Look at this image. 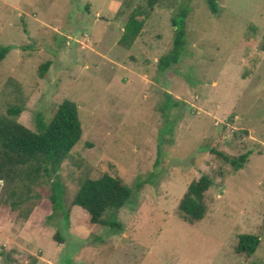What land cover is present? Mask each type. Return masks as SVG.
I'll return each instance as SVG.
<instances>
[{
	"label": "rangeland",
	"instance_id": "obj_1",
	"mask_svg": "<svg viewBox=\"0 0 264 264\" xmlns=\"http://www.w3.org/2000/svg\"><path fill=\"white\" fill-rule=\"evenodd\" d=\"M141 4L0 0V47H12L0 62V112L22 106L18 121L36 131L68 100L83 130L59 171L69 224L50 181L33 187L38 198L22 211L4 203L0 181V264H264V0H220L217 15L205 0H159L126 48L125 25ZM185 8L184 53L161 73L172 19ZM167 95L178 106L166 110ZM249 151L238 171L218 154ZM105 174L133 191L120 230L92 225L72 204L84 180ZM203 175L213 180L207 213L190 224L179 203ZM243 234L261 239L253 256L236 251Z\"/></svg>",
	"mask_w": 264,
	"mask_h": 264
},
{
	"label": "trees",
	"instance_id": "obj_2",
	"mask_svg": "<svg viewBox=\"0 0 264 264\" xmlns=\"http://www.w3.org/2000/svg\"><path fill=\"white\" fill-rule=\"evenodd\" d=\"M219 1L205 0L214 15L220 11ZM158 2L159 0H143V4L133 10L125 25L120 44L126 48L133 45ZM188 14L189 9L185 8L172 19L175 29L173 46L159 60L158 69L161 73L172 69L182 58L187 44ZM11 50V46L0 47V62ZM50 65V61L42 65L41 76L49 70ZM167 97L166 110L171 109L173 105L178 106L179 103L171 100L170 95ZM22 112L23 107L20 105L10 106L4 114L0 112V181L4 182V189L9 190L4 203L13 210L22 211L25 203L38 198V195L31 196L33 187L41 186L48 180L53 189L54 210L63 214L66 224H69V214L63 204V187L58 178L62 164L70 157L83 134L77 106L71 101H64L51 121L38 119L36 131L28 129L18 121ZM218 154L238 171L244 168L252 152L249 151L235 159L223 153ZM212 185L213 180L208 175H203L189 185L178 207L183 221L194 224L205 218L207 213L205 194ZM132 192L121 178L105 174L95 180H84L72 204L89 214L92 225L120 230L122 225L117 221V214L129 201ZM32 211L33 209L29 208L24 213V218L28 219ZM107 213L110 215L106 218ZM60 235L57 234L55 239L63 242L64 238ZM260 243L259 236L243 234L238 237L236 251L239 254L253 256Z\"/></svg>",
	"mask_w": 264,
	"mask_h": 264
}]
</instances>
